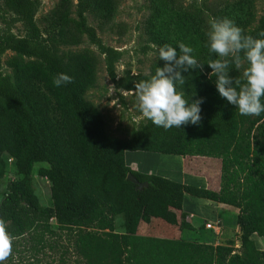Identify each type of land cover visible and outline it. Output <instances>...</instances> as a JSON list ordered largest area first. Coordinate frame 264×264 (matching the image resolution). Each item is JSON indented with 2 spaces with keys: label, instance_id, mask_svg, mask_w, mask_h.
Masks as SVG:
<instances>
[{
  "label": "trees",
  "instance_id": "trees-1",
  "mask_svg": "<svg viewBox=\"0 0 264 264\" xmlns=\"http://www.w3.org/2000/svg\"><path fill=\"white\" fill-rule=\"evenodd\" d=\"M255 2H230L214 12L213 20L231 18L255 37L264 30V12L254 26ZM0 3L11 14L0 25V180L10 168L18 176L0 196V221L9 235H23L40 222L48 226L55 218L59 226L99 228L79 238L83 264H264V249L252 238L257 234L264 242V114L240 116L219 96L205 64L202 71L182 73L185 95L190 100L203 98L199 126L165 131L147 121L129 139L117 138L107 132L99 108L84 97L97 83V56L88 49L65 48L82 43L84 36L100 43L96 29L86 22V13L110 20L118 1L77 0L74 16V0H60L44 27L37 19L40 0ZM151 7L146 26L149 42L158 49L183 42L206 63L203 18L175 0H153ZM18 23L24 35L14 32ZM8 51L13 53L3 59ZM104 52L108 72L115 79L120 52L109 47ZM163 64L158 59L151 74ZM5 65L11 74L4 72ZM58 73L68 74L72 82L54 87L52 79ZM151 74H129L117 84L133 90L134 81ZM126 151L219 157L222 184L216 190L133 170L126 162ZM36 164H42L40 175L55 189L54 207L43 206L35 192ZM130 172L148 185L139 189L127 178ZM187 195L239 209L241 252L233 254L231 247L221 244L139 234L148 201L182 210ZM118 217L125 221L124 232L116 231Z\"/></svg>",
  "mask_w": 264,
  "mask_h": 264
},
{
  "label": "rangeland",
  "instance_id": "rangeland-1",
  "mask_svg": "<svg viewBox=\"0 0 264 264\" xmlns=\"http://www.w3.org/2000/svg\"><path fill=\"white\" fill-rule=\"evenodd\" d=\"M59 1L40 0L37 19L42 27L48 25L49 22L45 19ZM117 1L118 8L110 20L98 18L90 12L86 13V22L96 29L100 43H94L88 36H84L82 43L68 46L65 49L71 51L88 49L97 56L99 61L97 83L84 94V97L99 108L109 134L120 139H129L132 132L148 120L143 118L138 110L134 90L120 88L117 82L120 78L129 74H151L158 60V48L149 42L146 33L147 19L152 13L153 0ZM234 1L236 0H175V4L187 11L199 14L203 18L202 27L207 30L209 22L214 18V12L221 10L225 5ZM74 3L73 15L75 16L77 0H74ZM254 11L256 14L255 26L264 12V0H256ZM10 16V12L0 3V25L4 18ZM14 32L19 35L25 34L20 23L16 25ZM108 47L120 52V57L115 63V79L111 77L107 68V55L104 51ZM12 53L8 51L3 59H6ZM4 72L11 74L12 70L5 65ZM150 154L148 151H141L130 153L129 156L144 163L145 157H149ZM189 158L195 160V171L208 179V187L219 190L222 184V159L205 155H190ZM137 161L135 164H131L134 169H138L140 166V162ZM11 162L12 158L9 159V163ZM157 163V160H155L154 165L157 166ZM41 168L42 164H36L34 167L33 184L35 192L43 206L54 207L57 202L55 189L47 178L40 175ZM17 177L15 171L10 168L4 178L0 180L1 198L8 192L9 183ZM188 198L186 210L190 209L196 212V217L192 221H187L190 211L176 214L165 204L149 201L145 211L146 215L142 219L141 226L139 225V234L163 236L181 242L207 244L204 241H199L193 234L202 233L206 230L204 227L206 219L211 218L215 221L219 219L218 217L226 218L227 215L211 212L209 211L211 209L204 208L199 203L200 199L198 197L190 195ZM151 206L160 208H151ZM154 209L156 211H153ZM227 211H233V213H230V219L225 222L221 218L219 219L220 230L216 234L221 235L217 239L219 242H213L212 244L231 247L233 249L232 253L235 254L242 250L241 231L238 229L235 215L237 213H234L237 212V208L234 206L227 207ZM98 229L96 225H91V227L59 226L55 218L48 222V226L40 222L23 235H10L12 253L5 264H83L86 260L80 252L79 238L85 231H99ZM126 229L124 219L118 217L116 231L124 232ZM211 229L218 231L216 228ZM252 238L259 248L264 249V242L257 234H254Z\"/></svg>",
  "mask_w": 264,
  "mask_h": 264
},
{
  "label": "clouds",
  "instance_id": "clouds-1",
  "mask_svg": "<svg viewBox=\"0 0 264 264\" xmlns=\"http://www.w3.org/2000/svg\"><path fill=\"white\" fill-rule=\"evenodd\" d=\"M204 47L208 57L200 62L194 49L183 42L164 45L157 50V59L164 61L147 79L134 81V94L143 118L165 131L182 126H199L203 98L190 100L183 91L189 70L210 68L208 79H214L219 96L233 105L240 116L264 114V30L257 36L246 34L231 18L209 22ZM236 72L233 76L231 73ZM72 82L66 73L52 79L56 88ZM12 253V239L0 221V264Z\"/></svg>",
  "mask_w": 264,
  "mask_h": 264
},
{
  "label": "crops",
  "instance_id": "crops-1",
  "mask_svg": "<svg viewBox=\"0 0 264 264\" xmlns=\"http://www.w3.org/2000/svg\"><path fill=\"white\" fill-rule=\"evenodd\" d=\"M134 152H141V151H126V162L127 164L133 169V170H137L139 172H143V173H155L158 175H162L164 177H168L170 179H173L175 181H179L182 183H187V184H192V185H196L199 187H208L209 182L208 179H206L203 175H200V173H197L195 171V166L196 163L194 162L195 160H190L189 156L187 157H183L182 155H175V154H167V153H158V152H150L151 154L149 155V157H145V161L140 162L137 161L135 158L133 159L132 157H130V153H134ZM147 159V161H146ZM155 160H157V166L154 165L155 164ZM140 162V166L138 169H134L133 166L131 165L132 163L135 164V162ZM189 162V163H187ZM149 163V164H148ZM187 195L184 203H183V208L182 210H177L174 209L173 207L168 206V208H171V211L176 212V214L178 213H182L185 211H190V214L187 216V221L190 222L193 220V218L196 217V212L193 210H186V202L189 200ZM199 203H201L204 208H208L211 209L209 211L211 212H217L220 214H226L227 217H218L219 219L221 218L222 221H227L230 219V213H233V211H227V207H233L232 205L226 204V203H221V202H217L214 200H210L207 198H200L198 197ZM191 201V200H190ZM149 201L146 203L145 205V209H144V216L146 215L145 211ZM151 208H160L158 206H151ZM236 208V207H235ZM155 211V209L153 210ZM237 213L236 215V219L237 216L239 214V209L237 208ZM222 216V215H219ZM212 220L211 218L206 219L205 221V231L202 233H197V234H193V236H195V238H197L199 241H204V243L207 244H211V245H215L212 244L213 242H219L218 237H220V235L216 234L219 233L220 230V225L219 222L220 220ZM211 222L213 224V228H216V230H218L217 232L211 228H206V223ZM218 227V229H217ZM238 229L240 230V227L238 225ZM221 233V232H220ZM143 235H145L143 233ZM159 237V236H156ZM163 237V236H160ZM221 243V242H220ZM220 245V244H219ZM216 246V245H215Z\"/></svg>",
  "mask_w": 264,
  "mask_h": 264
},
{
  "label": "water",
  "instance_id": "water-1",
  "mask_svg": "<svg viewBox=\"0 0 264 264\" xmlns=\"http://www.w3.org/2000/svg\"><path fill=\"white\" fill-rule=\"evenodd\" d=\"M127 178L132 182L138 184V188L142 189L144 186L148 185V182H141L133 173H128Z\"/></svg>",
  "mask_w": 264,
  "mask_h": 264
},
{
  "label": "built area",
  "instance_id": "built-area-1",
  "mask_svg": "<svg viewBox=\"0 0 264 264\" xmlns=\"http://www.w3.org/2000/svg\"><path fill=\"white\" fill-rule=\"evenodd\" d=\"M206 227L207 228H213L214 226H213V224L211 222H208V223H206Z\"/></svg>",
  "mask_w": 264,
  "mask_h": 264
}]
</instances>
